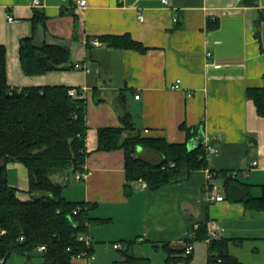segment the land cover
Listing matches in <instances>:
<instances>
[{
	"label": "crops",
	"instance_id": "0c3cea01",
	"mask_svg": "<svg viewBox=\"0 0 264 264\" xmlns=\"http://www.w3.org/2000/svg\"><path fill=\"white\" fill-rule=\"evenodd\" d=\"M34 1L0 0V46L7 49L11 88L64 86L87 103L86 177L77 181L69 174L55 180L66 186L67 201L95 205L91 217L96 221L88 232L95 260L79 264H108L102 247L110 245L122 253L127 242H135L137 258L168 264L165 247L185 251L206 222L218 223L222 238L244 240L241 245L230 244V254L241 264H264V213L226 200L213 201L225 194L223 181L212 179L211 174L234 171L247 183L252 184L253 178L261 183L258 186L264 185V119L247 96L250 89L264 88V0L257 7H245L239 0H166L168 5L164 0H40L39 9L33 7ZM82 1L87 2L85 7L80 6ZM37 10L45 13L47 22L38 26L36 43L69 48L73 69L40 77L25 75L21 42L33 37ZM209 21H218L220 28L208 31ZM126 34L148 53L110 49L99 40ZM95 92L104 102H96ZM121 93L126 94L128 110L146 138L185 144L187 135L181 126L198 128L188 148L218 149L210 169L157 192L136 183L133 195L127 197L125 153L98 152L99 130L123 127ZM139 156L156 164L162 160L143 149ZM248 162L253 171L245 170ZM254 162H259V168H252ZM20 166L8 165L9 182L23 201H29L30 196L21 195H27L29 188L22 192L10 181V172L16 171L10 167L20 170ZM192 244V264L205 255L208 264L209 243ZM118 245L121 249H115ZM40 255L21 258L25 264H39Z\"/></svg>",
	"mask_w": 264,
	"mask_h": 264
},
{
	"label": "trees",
	"instance_id": "16d2710c",
	"mask_svg": "<svg viewBox=\"0 0 264 264\" xmlns=\"http://www.w3.org/2000/svg\"><path fill=\"white\" fill-rule=\"evenodd\" d=\"M260 0H242L245 7H257ZM47 18L42 10L35 12L34 34L21 42L20 61L27 77H40L53 72L73 69L69 48L36 43L39 25ZM178 22V20H176ZM264 23V12L262 21ZM220 28L218 21H209L207 30ZM110 49L136 51L147 54L142 43L130 34L99 37ZM248 99L257 114L264 119V88L250 89ZM96 102L99 93L95 92ZM127 96L120 94L122 128H105L98 132V152L125 153V194L134 193L133 185L143 183L150 192L189 182L193 173L210 169L211 158L204 145L189 150L188 142L199 133L198 128L183 124L181 131L187 135V143L172 144L166 139L146 138L136 127L134 116L127 107ZM87 103L71 95V89L58 87H33L24 90L9 86L7 49L0 46V261L8 264L15 256L33 258L40 247H46L39 264H72L75 256L83 252L93 253L79 242L80 235H88L96 220L91 217L95 205L69 202L64 198L66 186L54 181L84 172L90 153L87 150ZM151 152L162 158L156 164L139 156V150ZM20 164L29 175V201L19 197V191L11 187L8 165ZM214 173V174H212ZM212 179H221L227 202L243 205L247 211L264 213V185L254 186L234 171H211ZM259 188L260 196H255ZM81 211L75 215V211ZM24 238L22 242L21 239ZM209 238L208 224L202 223L195 232L192 243H204ZM242 239L220 238L209 243L208 264H241L230 254V244H243ZM135 242L125 243L122 251L125 264H151L134 254ZM168 264L184 262L192 264L194 254L186 250L175 252L165 247Z\"/></svg>",
	"mask_w": 264,
	"mask_h": 264
},
{
	"label": "built area",
	"instance_id": "2783aa9c",
	"mask_svg": "<svg viewBox=\"0 0 264 264\" xmlns=\"http://www.w3.org/2000/svg\"><path fill=\"white\" fill-rule=\"evenodd\" d=\"M239 1H242V0H239ZM163 4L168 5L169 3H168V1L164 0L163 1ZM86 5H87V2L86 1H82L80 3V6L81 7H85ZM33 7L37 8V9L42 8L43 7V3L40 0H35L33 2ZM9 20L12 22L14 19L12 17H10ZM143 20H144V18L141 17V21H143ZM95 45L98 46V47H100L101 46V43L96 42ZM208 57L211 58L212 55L209 54ZM77 68L79 69L80 67L77 66ZM178 84H180V82ZM177 88H179V86H177ZM71 95H73L75 98H77V94L75 92H71ZM140 98H141L140 96H137L136 97L137 100H140ZM206 151H207V153L209 154L210 157L217 156L219 154V150L218 149H215V148H213L211 146H206ZM259 166H260L259 165V162H254L253 165H252V168L257 169V168H259ZM85 177H86L85 169H84V172H78V173H76L74 175V178L77 181H81ZM144 188H146L145 185H144ZM213 201L223 202L224 201V197H215L213 199ZM80 211H81V209L78 208L75 211V215H78L80 213ZM208 232H209V238L207 240V243H211L213 240L220 239L221 236H222V232L223 231H222V228L220 227V225L218 223L211 222L208 225ZM78 240H79V242L85 244L88 249H91L93 247V240L88 235H80L79 238H78ZM21 241L23 242L24 241V238H22ZM115 249H121V246L120 245L115 246ZM45 252H46V247H40L38 249V253H40V254H43ZM193 252H194V246H193L192 242H189V244H188V246L186 248V254L187 255H191ZM81 260H95V257L93 255V253L83 252L81 255L75 256L72 259V264H79V261H81ZM0 264H4V261H0Z\"/></svg>",
	"mask_w": 264,
	"mask_h": 264
},
{
	"label": "rangeland",
	"instance_id": "374dc122",
	"mask_svg": "<svg viewBox=\"0 0 264 264\" xmlns=\"http://www.w3.org/2000/svg\"><path fill=\"white\" fill-rule=\"evenodd\" d=\"M249 162L245 164L246 166V169L245 170H248L249 169ZM20 170L19 168H14V167H10V169L12 170H16V171H12L10 172V181H11V184L14 185V186H17L18 188H20V190H23L27 187L29 188L30 190V185H29V175H28V171L27 169L24 167V166H20ZM251 169V168H250ZM249 169V170H250ZM252 170V169H251ZM253 171V170H252ZM252 171H249L248 174L249 175H252ZM253 176V175H252ZM57 179V177L54 178V181ZM247 180V179H246ZM252 185L255 184V186H258L259 182H256L253 178H252ZM250 184V183H249ZM75 184L71 185L69 188L70 190L73 189L72 187H74ZM24 188V189H23ZM68 189V188H67ZM29 190L27 189V192L28 194L27 195H24V193H21V195L23 196H30L29 195ZM260 189L259 188H256L255 190V194L256 196L260 195ZM26 192V191H24ZM65 196L68 198L67 196V192L65 193ZM108 235H110L108 233ZM113 246V245H112ZM206 247V246H204ZM103 251H106V257L108 258V261L110 259V262H108V264H121V260L123 258V255L122 253H120L119 251H116L114 250L113 247H111L110 245L107 246V248H104L102 247ZM205 251V250H204ZM205 253L207 254V252L205 251ZM205 258H206V255L204 258L200 259V261L197 263V264H206L205 262ZM36 262H41V259L40 258H37ZM27 263V262H26ZM8 264H25V259H22L21 257H18V256H15L13 258L12 261H10ZM186 264V263H185Z\"/></svg>",
	"mask_w": 264,
	"mask_h": 264
}]
</instances>
